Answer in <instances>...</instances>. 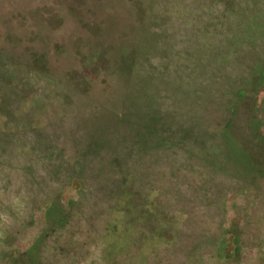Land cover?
I'll return each mask as SVG.
<instances>
[{"label": "rangeland", "instance_id": "rangeland-1", "mask_svg": "<svg viewBox=\"0 0 264 264\" xmlns=\"http://www.w3.org/2000/svg\"><path fill=\"white\" fill-rule=\"evenodd\" d=\"M0 264H264V0H0Z\"/></svg>", "mask_w": 264, "mask_h": 264}, {"label": "trees", "instance_id": "trees-1", "mask_svg": "<svg viewBox=\"0 0 264 264\" xmlns=\"http://www.w3.org/2000/svg\"><path fill=\"white\" fill-rule=\"evenodd\" d=\"M38 243L40 242H36L35 245L31 248V250L28 252L30 254H32L33 256V261L35 260L36 256L38 255ZM236 253V252H235Z\"/></svg>", "mask_w": 264, "mask_h": 264}]
</instances>
